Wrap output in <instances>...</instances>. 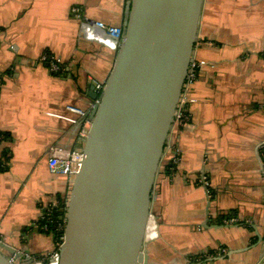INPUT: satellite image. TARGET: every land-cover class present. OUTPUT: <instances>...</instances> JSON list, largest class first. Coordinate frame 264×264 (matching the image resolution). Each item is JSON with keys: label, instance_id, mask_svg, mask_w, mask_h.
Here are the masks:
<instances>
[{"label": "crops", "instance_id": "1", "mask_svg": "<svg viewBox=\"0 0 264 264\" xmlns=\"http://www.w3.org/2000/svg\"><path fill=\"white\" fill-rule=\"evenodd\" d=\"M126 1L0 0V130L9 134L0 149L10 157L0 172V240L23 254L19 264L38 263L55 250L39 223L72 189V178L49 171L50 150L82 151L89 132L82 120L70 124L53 115L69 105L92 110L90 87L105 84L114 65L116 51L105 47L110 40L86 26L82 36L100 44L91 45L81 25L122 26ZM46 53L62 59L64 74L39 61ZM194 57L208 65L187 94L188 121L172 128L154 184L146 250L154 264H258L264 0H204ZM227 215L241 226L211 228Z\"/></svg>", "mask_w": 264, "mask_h": 264}, {"label": "water", "instance_id": "2", "mask_svg": "<svg viewBox=\"0 0 264 264\" xmlns=\"http://www.w3.org/2000/svg\"><path fill=\"white\" fill-rule=\"evenodd\" d=\"M203 5L126 1L105 89L99 95L90 87L97 102L64 205L59 264H154L145 243L154 184L194 58ZM228 226L241 225L211 228ZM262 243L259 237L257 246ZM20 257L0 240V264H19ZM259 258L264 264V251Z\"/></svg>", "mask_w": 264, "mask_h": 264}, {"label": "built area", "instance_id": "3", "mask_svg": "<svg viewBox=\"0 0 264 264\" xmlns=\"http://www.w3.org/2000/svg\"><path fill=\"white\" fill-rule=\"evenodd\" d=\"M78 9H73V13H77ZM91 27V28H98L110 41L109 44L105 47L111 48L113 50H117L119 46V42L121 40L123 30L122 26H111L107 25L103 22H96L95 24H90L87 21H84V23L81 25L80 35L82 36V32L85 29V27ZM83 37V36H82ZM84 38V37H83ZM86 41H88L91 44L98 45L97 42H94L91 38H84ZM41 63L45 64L49 71L52 74L55 75H61L65 73V66L64 62L61 58H58L56 56L50 55L48 53L44 54L40 60ZM208 64L204 61H199L195 57L193 58L188 72V77L186 80V84L184 87L183 95L181 97L175 123H178L180 125L185 124L188 121V114L186 113V104L191 102L190 99L187 98V94L189 93L192 86L195 84V82L198 79L200 70L205 68ZM1 85V80H0ZM105 89V84H97L96 85V92L100 95ZM189 101V102H188ZM97 101H95L96 103ZM90 111L83 110L81 108H78L76 106L69 105L66 107V110L62 114H54L53 116L57 119L63 120L65 122H68L70 124H77L80 120H84L83 127L84 130L87 132L91 128V122L89 121V115ZM86 134V133H84ZM4 142V137L0 136V144ZM82 151H74V152H64L59 149H51L50 150V157L48 162V169L52 174L55 175H64L68 176L70 178H74L75 175L78 173L81 162H82ZM177 159L175 160L174 165L177 164ZM204 185L208 186V182L205 179L203 181ZM208 197H211V194L208 192ZM60 208L61 216L58 220V222H54L53 217L55 214V210H58ZM65 207L63 204L60 203H54L47 207L43 211L42 218L40 222L48 221L51 223H55V231L58 235V237L54 238L55 240V250L43 261H40L35 264H59L60 262V248L64 241V233L66 228V221H65ZM239 223V220L234 217L226 218L223 216L220 219V224L222 225H236ZM42 231H47V226L41 227Z\"/></svg>", "mask_w": 264, "mask_h": 264}, {"label": "trees", "instance_id": "4", "mask_svg": "<svg viewBox=\"0 0 264 264\" xmlns=\"http://www.w3.org/2000/svg\"><path fill=\"white\" fill-rule=\"evenodd\" d=\"M0 136L4 137V142L9 139V134L4 133L1 130H0ZM9 161H10L9 153L7 151H1V149H0V172L7 171ZM63 205H65V204H63ZM60 216H61V211H60V208H59L58 210H55V214H54V217H53L54 222H58ZM225 217L226 218H230V217H233V216L227 215ZM44 226H47V228H48V230L46 232L43 231L44 233L53 236V238H55V237L57 238L58 237V235H57V233L55 231V223H51V222H48V221H44V222H40L39 223L40 229H41V227H44Z\"/></svg>", "mask_w": 264, "mask_h": 264}, {"label": "bare ground", "instance_id": "5", "mask_svg": "<svg viewBox=\"0 0 264 264\" xmlns=\"http://www.w3.org/2000/svg\"><path fill=\"white\" fill-rule=\"evenodd\" d=\"M153 217V216H152ZM151 228V227H150Z\"/></svg>", "mask_w": 264, "mask_h": 264}]
</instances>
